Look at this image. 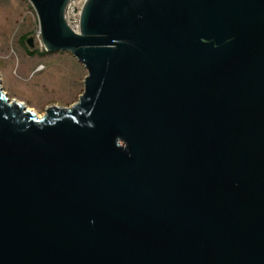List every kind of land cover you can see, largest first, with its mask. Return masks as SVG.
<instances>
[{
	"label": "water",
	"instance_id": "water-1",
	"mask_svg": "<svg viewBox=\"0 0 264 264\" xmlns=\"http://www.w3.org/2000/svg\"><path fill=\"white\" fill-rule=\"evenodd\" d=\"M68 1L28 0L77 103L0 87V264H264V0H86L79 34Z\"/></svg>",
	"mask_w": 264,
	"mask_h": 264
},
{
	"label": "rangeland",
	"instance_id": "rangeland-1",
	"mask_svg": "<svg viewBox=\"0 0 264 264\" xmlns=\"http://www.w3.org/2000/svg\"><path fill=\"white\" fill-rule=\"evenodd\" d=\"M86 76L69 52H45L28 0H0V87L9 99L41 118L50 107L68 109L77 103Z\"/></svg>",
	"mask_w": 264,
	"mask_h": 264
},
{
	"label": "built area",
	"instance_id": "built-area-1",
	"mask_svg": "<svg viewBox=\"0 0 264 264\" xmlns=\"http://www.w3.org/2000/svg\"><path fill=\"white\" fill-rule=\"evenodd\" d=\"M85 1L86 0H69L65 7V23L67 27L76 34L80 33V18Z\"/></svg>",
	"mask_w": 264,
	"mask_h": 264
},
{
	"label": "trees",
	"instance_id": "trees-1",
	"mask_svg": "<svg viewBox=\"0 0 264 264\" xmlns=\"http://www.w3.org/2000/svg\"><path fill=\"white\" fill-rule=\"evenodd\" d=\"M27 43H28V41H27ZM28 53H29V55H33V54H35V51L34 52H29L28 51Z\"/></svg>",
	"mask_w": 264,
	"mask_h": 264
},
{
	"label": "bare ground",
	"instance_id": "bare-ground-1",
	"mask_svg": "<svg viewBox=\"0 0 264 264\" xmlns=\"http://www.w3.org/2000/svg\"><path fill=\"white\" fill-rule=\"evenodd\" d=\"M28 111L33 112V111H32L31 109H29V108H28ZM37 118H39V117H37Z\"/></svg>",
	"mask_w": 264,
	"mask_h": 264
}]
</instances>
